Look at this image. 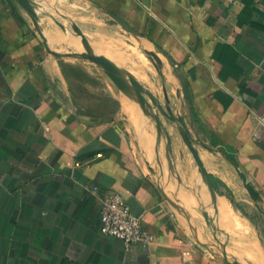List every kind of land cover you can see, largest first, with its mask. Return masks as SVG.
Segmentation results:
<instances>
[{"label": "crops", "instance_id": "1", "mask_svg": "<svg viewBox=\"0 0 264 264\" xmlns=\"http://www.w3.org/2000/svg\"><path fill=\"white\" fill-rule=\"evenodd\" d=\"M80 1L0 0V264H264V0ZM109 191L150 245L101 232Z\"/></svg>", "mask_w": 264, "mask_h": 264}, {"label": "water", "instance_id": "2", "mask_svg": "<svg viewBox=\"0 0 264 264\" xmlns=\"http://www.w3.org/2000/svg\"><path fill=\"white\" fill-rule=\"evenodd\" d=\"M19 1L24 3L25 5H30L29 0H19ZM142 1L144 4L149 5V0H142ZM111 15L116 19V21L130 35H133L139 41H142V42L144 41V38L141 37L135 29L130 27L126 21H124L123 19H121L120 17H118L115 14L111 13ZM60 25L63 27V29L66 31V33L69 35V37L72 39L73 34H72L71 30L66 25H64L63 23H60ZM144 49L146 52L150 51L147 47H144ZM78 50H79L78 53L80 55L87 57L88 59H90L94 63L105 68L115 79H117L118 81H120V82L126 84L128 87H130L134 91V93L136 94L140 105L142 104V102L144 100L143 93H142V89H143L142 85L128 70H126L124 67L120 66L116 62L112 61L111 59H108V58H106L100 54H97L94 51H91L90 49H88L86 47H82V48L80 47V49H78ZM182 133L186 134L184 129H182ZM236 167H237V171H238L240 177L242 178V180L244 182V185H245L247 191L249 192V194L251 195V197L254 200H257V195H256L255 189L253 188L251 183L248 181L246 175L240 170V168L237 165H236ZM212 185H213V181H212ZM165 195H166L167 199L173 205L183 209L187 213L189 218L192 217L189 209L185 205H183L175 197L169 195L166 192H165ZM134 213L138 215V213L136 211H134ZM205 246L210 247V248H214V249L220 251L223 255V258H225L228 261L230 260L229 256H228V254H229L228 252L231 250L227 244L216 241V240H210V242L205 243ZM230 262H231V264H245V263L238 261V260L230 261Z\"/></svg>", "mask_w": 264, "mask_h": 264}, {"label": "built area", "instance_id": "3", "mask_svg": "<svg viewBox=\"0 0 264 264\" xmlns=\"http://www.w3.org/2000/svg\"><path fill=\"white\" fill-rule=\"evenodd\" d=\"M100 230L103 234L121 239L126 248L150 245L154 236L144 229L141 217L117 191H109L103 198L100 211Z\"/></svg>", "mask_w": 264, "mask_h": 264}, {"label": "rangeland", "instance_id": "4", "mask_svg": "<svg viewBox=\"0 0 264 264\" xmlns=\"http://www.w3.org/2000/svg\"><path fill=\"white\" fill-rule=\"evenodd\" d=\"M74 2L76 3V6H75L76 12L85 13V14L89 13L88 10L83 9V8H86V6L83 4V2H81L80 0H74ZM83 27L87 28L91 32L98 33V34H101L102 32H109V30L107 31V29L106 30L101 29V27H99L98 25L96 26V25L91 24V23H89V24L85 23V24H83ZM115 31L116 30H110L111 33H116L117 31L116 32ZM245 194H246L245 190H243V195H245Z\"/></svg>", "mask_w": 264, "mask_h": 264}, {"label": "trees", "instance_id": "5", "mask_svg": "<svg viewBox=\"0 0 264 264\" xmlns=\"http://www.w3.org/2000/svg\"><path fill=\"white\" fill-rule=\"evenodd\" d=\"M211 179H212V181H213V186H214V188L216 189V190H218L219 191V189H218V180L214 177V176H211ZM221 183V182H220ZM231 200H232V197H231Z\"/></svg>", "mask_w": 264, "mask_h": 264}, {"label": "bare ground", "instance_id": "6", "mask_svg": "<svg viewBox=\"0 0 264 264\" xmlns=\"http://www.w3.org/2000/svg\"><path fill=\"white\" fill-rule=\"evenodd\" d=\"M71 41L76 46L77 49H80L81 45L74 38H72Z\"/></svg>", "mask_w": 264, "mask_h": 264}]
</instances>
